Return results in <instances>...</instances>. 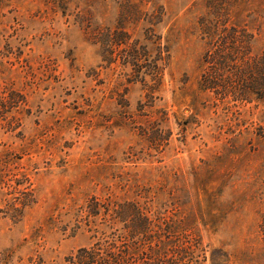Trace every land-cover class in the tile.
<instances>
[{"label": "rangeland", "instance_id": "obj_1", "mask_svg": "<svg viewBox=\"0 0 264 264\" xmlns=\"http://www.w3.org/2000/svg\"><path fill=\"white\" fill-rule=\"evenodd\" d=\"M229 1L264 20V0ZM219 2L0 0V264H74L110 196L179 214L204 264H264V104L199 84Z\"/></svg>", "mask_w": 264, "mask_h": 264}, {"label": "trees", "instance_id": "obj_2", "mask_svg": "<svg viewBox=\"0 0 264 264\" xmlns=\"http://www.w3.org/2000/svg\"><path fill=\"white\" fill-rule=\"evenodd\" d=\"M233 7L229 0H221L217 10L210 11L201 22L206 68L199 84L222 104L254 101L264 104V51L252 53L254 29L261 32L264 20L254 14L260 25L252 28L238 25V21L232 20ZM158 51L161 61L163 48L159 46ZM160 72L156 63V77ZM105 209L98 223L104 231L100 237L96 236L92 247L79 250L74 264H204L207 260L200 235L179 214L171 217L159 211L152 213L141 202L120 205L111 196ZM120 224L122 234L107 235L105 230L120 232L115 230ZM261 232L264 239V220ZM213 259L217 261L213 264H227L226 260Z\"/></svg>", "mask_w": 264, "mask_h": 264}]
</instances>
